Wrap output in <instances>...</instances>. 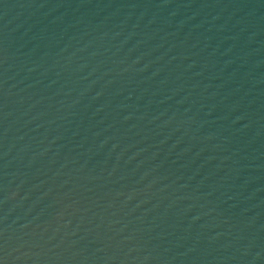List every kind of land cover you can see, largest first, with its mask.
I'll return each mask as SVG.
<instances>
[{
  "label": "water",
  "instance_id": "obj_1",
  "mask_svg": "<svg viewBox=\"0 0 264 264\" xmlns=\"http://www.w3.org/2000/svg\"><path fill=\"white\" fill-rule=\"evenodd\" d=\"M0 264H264V0H0Z\"/></svg>",
  "mask_w": 264,
  "mask_h": 264
}]
</instances>
